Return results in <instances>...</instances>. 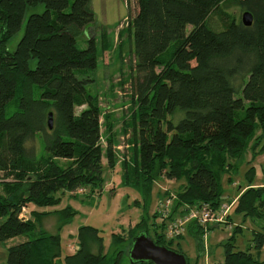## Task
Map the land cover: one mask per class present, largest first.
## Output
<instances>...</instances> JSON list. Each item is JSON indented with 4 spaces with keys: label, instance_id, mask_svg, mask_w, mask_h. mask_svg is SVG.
Returning <instances> with one entry per match:
<instances>
[{
    "label": "trees",
    "instance_id": "trees-1",
    "mask_svg": "<svg viewBox=\"0 0 264 264\" xmlns=\"http://www.w3.org/2000/svg\"><path fill=\"white\" fill-rule=\"evenodd\" d=\"M227 1L136 0L128 28L138 108L133 168L130 172L125 163L123 182L147 208L157 180L184 181L175 191L171 218L206 206L217 211L225 200L223 177L237 169L234 162L250 151L253 158L264 153V0H230L253 15L250 27L221 11ZM40 7L44 11L38 13ZM216 14L221 29L211 24ZM94 24L92 0H0V241L27 238L9 248L8 264H124V246L142 232L182 253L174 248L177 240L165 238L167 222L154 223L152 235L143 217L136 227L145 229L137 234L129 228L128 238L113 235V254H93L90 243L102 250L103 238L97 229L83 227L76 252L63 256L61 236L40 227L50 213L20 218L31 205H58L59 192L102 187V109L89 90L98 49L95 42L90 50L78 44ZM21 32L11 51L9 44ZM14 103L16 111L8 117ZM38 136L45 148L40 159L33 144ZM106 158L115 168L111 150ZM246 174L248 187L234 207L244 221H264V187L252 185L254 166ZM60 214L64 220L73 216L70 208ZM188 229L201 253L203 227ZM241 231L238 227L225 243L224 260L214 264H264V226L254 229L246 250L235 243Z\"/></svg>",
    "mask_w": 264,
    "mask_h": 264
},
{
    "label": "rangeland",
    "instance_id": "rangeland-1",
    "mask_svg": "<svg viewBox=\"0 0 264 264\" xmlns=\"http://www.w3.org/2000/svg\"><path fill=\"white\" fill-rule=\"evenodd\" d=\"M92 10L95 24L88 30L87 35L79 38L78 44L80 48L90 50L95 48L96 43L98 49L97 68L91 76L93 84L89 86V90L99 97L102 109L101 145L105 156L102 187L95 192H92L90 187L77 191L76 194L67 191L59 192L57 193L60 198L58 205L46 209L31 205L26 210V216L34 211L50 213L42 219L40 227L49 234L61 236L63 256L76 252L80 229L83 227L97 229L103 238L102 250L98 243H90V251L93 254H99L100 251L103 254H113V235L119 233L128 238V229L135 230L137 223L143 217L146 218L147 226L153 235L154 223L160 225L163 222L160 216L162 205L167 199L174 204L175 191L185 183L184 181L172 182L165 178L157 180L151 204L147 208L144 206L141 195L124 185L123 168L127 163L128 170L132 171L136 146L132 123L138 108L134 90L137 73L134 40L128 28L138 8L136 0H92ZM43 11L44 8L40 7L37 12ZM221 11L226 13L230 20L235 19V21H241L244 14L242 9L230 0L222 5ZM212 18L211 24L221 29L224 25L221 17L216 14ZM190 30L191 27L188 28V32ZM22 36L21 32L11 41L9 44L11 51H14ZM16 108L17 104H12L7 110V116L10 117ZM81 110L79 109L78 112ZM108 125L112 129H109ZM33 144L36 146L37 157L40 159L45 154L43 139L38 136ZM108 150L114 154L117 163L115 168H111L108 164L106 158ZM234 164L237 165V169L225 175L222 181L224 197L228 198L223 204L232 205L229 211L231 221L218 227H212L214 223H210L206 228L203 227L205 235L201 239L203 246L201 253L197 240L191 234L186 233L183 238L178 239L174 248L186 255L188 264H213L223 261L225 243L232 238L238 227H241L242 231L235 237L237 250H246L252 236L251 230L264 226L263 220L244 221L243 216L237 214L233 202V197L248 184L246 173L252 166L255 167L256 172L253 183L264 182V153L253 158V153L250 151ZM166 193H169L167 197ZM137 201L140 202L138 206L135 204ZM69 208L73 216L67 220L62 219L60 213ZM173 209L172 205V211ZM156 213H159V217L154 216ZM142 229H145L144 226L137 228L135 234ZM26 240V237H16L6 242L0 241V264H8L10 247ZM130 246V243H127L123 248L124 264H129Z\"/></svg>",
    "mask_w": 264,
    "mask_h": 264
},
{
    "label": "built area",
    "instance_id": "built-area-1",
    "mask_svg": "<svg viewBox=\"0 0 264 264\" xmlns=\"http://www.w3.org/2000/svg\"><path fill=\"white\" fill-rule=\"evenodd\" d=\"M172 201L166 200L160 210V216L163 222H167L165 229V238L168 241L178 240L188 232V228L191 224H197L204 228L209 226L210 223H214L218 226L228 223L227 217L231 208V204H223L215 211L209 206L201 209H193L185 213V215L172 217ZM26 210H23L20 218L26 220ZM78 249V247H76Z\"/></svg>",
    "mask_w": 264,
    "mask_h": 264
},
{
    "label": "water",
    "instance_id": "water-1",
    "mask_svg": "<svg viewBox=\"0 0 264 264\" xmlns=\"http://www.w3.org/2000/svg\"><path fill=\"white\" fill-rule=\"evenodd\" d=\"M253 22V15L250 12H244L242 23L246 27H250ZM48 125L49 129L52 130L54 127L52 113L49 115ZM129 258L133 264H188L187 257L184 254L156 244L147 232H142L134 238L129 251Z\"/></svg>",
    "mask_w": 264,
    "mask_h": 264
},
{
    "label": "crops",
    "instance_id": "crops-1",
    "mask_svg": "<svg viewBox=\"0 0 264 264\" xmlns=\"http://www.w3.org/2000/svg\"><path fill=\"white\" fill-rule=\"evenodd\" d=\"M252 185H253L254 187H264V182H261V183H259V184L252 183ZM247 187H248V184L244 186V188L241 190V192H240L238 195H236V196L233 197V200H237L238 197L240 196V194H242V192H243L245 189H247ZM227 200H228V198H225L224 203H226ZM212 227H218V225H215V224H214V226H212ZM256 228H258V227H256ZM256 228H254V229H256ZM254 229H252L251 231L253 232ZM188 231H189V229H188ZM187 233H188V232H187ZM260 258L264 260V250L261 252V254H260ZM220 262H222V261H220ZM216 263H218V262H216ZM213 264H214V263H213Z\"/></svg>",
    "mask_w": 264,
    "mask_h": 264
}]
</instances>
